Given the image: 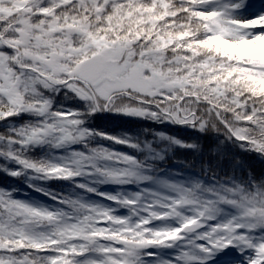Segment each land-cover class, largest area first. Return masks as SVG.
Here are the masks:
<instances>
[{
    "label": "snow or ice",
    "instance_id": "obj_1",
    "mask_svg": "<svg viewBox=\"0 0 264 264\" xmlns=\"http://www.w3.org/2000/svg\"><path fill=\"white\" fill-rule=\"evenodd\" d=\"M103 112L264 157V0H0V173L46 198L0 186V264H264V174L160 176L200 146Z\"/></svg>",
    "mask_w": 264,
    "mask_h": 264
},
{
    "label": "trees",
    "instance_id": "obj_2",
    "mask_svg": "<svg viewBox=\"0 0 264 264\" xmlns=\"http://www.w3.org/2000/svg\"><path fill=\"white\" fill-rule=\"evenodd\" d=\"M258 1V0H257ZM67 103L71 104V101ZM91 127L112 135H119L123 132L139 133L143 129H153L162 132L170 137H175L181 141L198 144L199 150H192L176 145L167 146L166 141L158 142L156 147L164 148L165 158L158 162V167L162 170L159 175L173 179L192 180L200 179L205 184H211L213 175L216 179L236 178L242 179L247 174H264V157L258 156L254 152L242 151L237 145L224 140L223 136L217 139L212 133H201L191 127L167 124H156L146 120H139L124 115H114L109 112L97 113L91 120ZM150 138V137H149ZM109 144L121 151H131L120 145L111 144L110 141H100ZM219 145V148L217 147ZM179 174V175H178ZM10 185L20 190V198L26 196L32 200L44 201L45 197L39 193L32 192L22 181L6 177L0 173V186ZM49 187L57 191L68 190V185L64 182H53ZM111 186H105L101 191H113ZM237 259L235 251L226 250L221 253L214 264H233Z\"/></svg>",
    "mask_w": 264,
    "mask_h": 264
},
{
    "label": "rangeland",
    "instance_id": "obj_3",
    "mask_svg": "<svg viewBox=\"0 0 264 264\" xmlns=\"http://www.w3.org/2000/svg\"><path fill=\"white\" fill-rule=\"evenodd\" d=\"M258 2V1H257ZM115 189H113V191H114Z\"/></svg>",
    "mask_w": 264,
    "mask_h": 264
}]
</instances>
